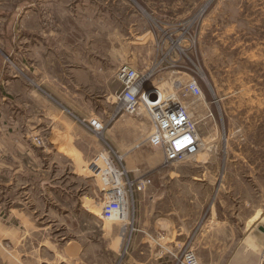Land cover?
Here are the masks:
<instances>
[{"label": "rangeland", "instance_id": "1", "mask_svg": "<svg viewBox=\"0 0 264 264\" xmlns=\"http://www.w3.org/2000/svg\"><path fill=\"white\" fill-rule=\"evenodd\" d=\"M7 48H53L58 57L49 68L54 75L45 80L58 94L62 86L73 93L70 66L88 63L92 83L94 78L99 83L66 102L78 112L90 108L106 126L100 135L91 133L85 127L88 119L38 88L45 102L43 122L10 132L8 150L0 141V264H121L115 237L108 234L123 222L100 218L104 196L87 166L109 152L129 180H145L152 172L135 158L140 151L159 164L155 172L167 174L165 208L179 242L171 264L184 247L200 264H210L213 249L204 241L220 226L229 227L233 248L249 235L262 236L251 252L259 253L264 264L259 231L264 228V0H0V67L33 91L39 76L35 50L15 61ZM167 51V60L159 64ZM124 64L140 71L156 67V81L165 88L196 79L202 96L185 100L202 139L195 157L166 164L161 152L147 144L151 128L143 109L114 116L113 96L121 90L116 73ZM25 103L34 106L35 101L27 96ZM34 108L33 115L27 112L32 121ZM56 110L75 127H59ZM41 114L38 108V119ZM116 128L127 147L123 158L117 152L120 141L110 139ZM19 140L25 142L22 149L15 145ZM63 141L76 149L69 151L71 158L64 151L49 153ZM143 192H133L127 222L138 220V193L143 198ZM84 198L90 213L82 207ZM19 203L25 212L12 213L18 219L10 222V208ZM146 204L144 199L141 205ZM73 240L83 247L78 259L67 251Z\"/></svg>", "mask_w": 264, "mask_h": 264}, {"label": "crops", "instance_id": "2", "mask_svg": "<svg viewBox=\"0 0 264 264\" xmlns=\"http://www.w3.org/2000/svg\"><path fill=\"white\" fill-rule=\"evenodd\" d=\"M7 49H9V51H7L9 54L13 55L15 61H22V57H25L27 53H33L35 50V73L37 76L39 74L41 78H39V76V79L36 78V88L33 91H29L28 85L20 76L13 74V72L7 67H0V141L4 142L5 150H8L12 146L11 141L7 138V135L10 132L18 131L19 133L21 131L20 127L26 126L29 122L35 123L36 126H38V123L43 122L45 102L44 96L39 92L38 88L43 90V93L46 92L50 96L51 100H55L57 102L59 101L64 106L66 105V107L68 105L74 113H78V116L84 117V119L99 116L92 112L90 108L87 109V112L86 110L78 112V109L76 108L77 106H74V108L66 102V100L72 99L69 98V96H85L86 90H92V85L96 86L99 83H97V79L95 78L93 79L94 83H92L91 76L93 77V74L90 72L91 66H86L88 63H86L84 67L70 66L73 84H68V86L71 87L70 89L73 93L69 94V92H67L68 90L64 89L65 87L62 86L64 90L59 89L58 94L54 90V87L49 84V81L45 80V75L48 76L46 79L50 78V75H54V71H50L49 68L50 63L52 65L57 62L58 56H54L51 51L53 48ZM56 49H58L56 53H63L60 52L61 48ZM60 58H65V56L62 55L59 59ZM25 68L27 69L26 66H24V69ZM101 86L105 88V93L107 95L108 85L105 83L103 85L101 84ZM27 96L30 100L34 99V106L33 104L25 103ZM33 107H35V121H32L27 113L29 112L30 115H33ZM38 108L42 113V117L39 119L37 118ZM54 115L55 119L58 123H60L58 125L59 127H66L67 125H70L72 128L75 127L73 123H68L58 110L55 111ZM119 127L122 128V126ZM120 128L115 129L114 137H111L110 139L111 141H120V145H117V152L123 158L128 152L125 150L127 147L123 145V138L121 139L122 136H118L121 131L117 129ZM38 131L39 130L36 129V131L33 132L38 133ZM116 131L119 132L116 133ZM22 137L27 139L26 135H23ZM7 142L9 144H6ZM24 144V141L22 142V140H19L16 141L15 145L19 149H22L25 147ZM65 146L67 148H65ZM72 149L76 150L74 147L69 146V143L63 141L58 143V146H51L49 153L53 154V151H64L65 155L68 153L69 156V151ZM141 152L142 151L138 152L135 158L141 165H146L148 167V171L152 172V174L150 175V178L144 180L146 182V187L143 194L147 189L146 196L144 194L143 198H141L142 196L138 193V202L140 204L138 206V220H130L128 222L125 221L121 226H116L115 231L111 229L108 235L115 237L116 256L117 260H119L121 264H171L174 243L175 245H178L179 242L174 240L171 212L165 208L167 190L165 187L163 188V186H165V178L167 174L157 171L155 172L154 170H156V167H158L159 164L156 162L151 164L152 157L141 156ZM71 157L72 156L70 155L69 158ZM18 195L20 198L24 199L26 194L25 192L20 191ZM86 199L87 198H84L82 207L86 213H90L85 208ZM144 199H147V204L142 206L141 203H144ZM9 201L13 203L11 198ZM19 204L20 205H14V207L10 208V215L7 219L10 220V222L13 218L18 219L15 215L13 217L12 213L20 212L19 214H22V212H25V204ZM220 227V231L214 229L212 235L213 238H209L204 241L207 243L206 245L213 249V259L210 264H259V253L258 255L253 254L251 250H253L254 246L256 247V244L262 243V236L249 235L244 238V242L241 243L239 247L233 248L235 246V239L234 237H231L228 231L229 227ZM44 245H46V243ZM67 246V251L69 250L71 253H77V255L74 256V259H78L83 253V247L74 240L68 241ZM12 263L13 261L10 262V264ZM4 264H6V262H4Z\"/></svg>", "mask_w": 264, "mask_h": 264}, {"label": "built area", "instance_id": "3", "mask_svg": "<svg viewBox=\"0 0 264 264\" xmlns=\"http://www.w3.org/2000/svg\"><path fill=\"white\" fill-rule=\"evenodd\" d=\"M155 49L163 51L165 48ZM168 53L162 54L159 64L167 60ZM156 74V67L141 71L126 64L119 67L116 79L121 90L113 96L114 116L118 113L136 115L143 109L151 128L146 138L147 144L161 152L166 164L182 163L195 157L202 146L197 122L185 103L188 97L200 98L202 91L192 76L185 81H175L165 88L166 83L156 81ZM148 89L150 91L147 93ZM105 126V122L96 116L85 123V127L95 135L102 134ZM34 141L37 146L42 145L38 138ZM87 169L94 178L99 179L101 185L104 196L101 208L103 218L127 221L133 192L143 191L146 182L129 180L125 169L116 164L109 152L93 157ZM174 264L199 262L194 252L184 247L175 256Z\"/></svg>", "mask_w": 264, "mask_h": 264}, {"label": "bare ground", "instance_id": "4", "mask_svg": "<svg viewBox=\"0 0 264 264\" xmlns=\"http://www.w3.org/2000/svg\"><path fill=\"white\" fill-rule=\"evenodd\" d=\"M100 218L101 219H103L104 221H106V222H118L117 220H105L104 218H103V216H102V214L100 213ZM261 220V219H260ZM264 221V220H263ZM259 228H261V227H259ZM263 228V227H262ZM263 230H264V228H263ZM264 234V233H263Z\"/></svg>", "mask_w": 264, "mask_h": 264}, {"label": "water", "instance_id": "5", "mask_svg": "<svg viewBox=\"0 0 264 264\" xmlns=\"http://www.w3.org/2000/svg\"><path fill=\"white\" fill-rule=\"evenodd\" d=\"M150 91V89H148L147 90V93ZM154 100H155V97H154ZM259 231L261 232V233H264V230H263V228L261 227V228H259Z\"/></svg>", "mask_w": 264, "mask_h": 264}]
</instances>
